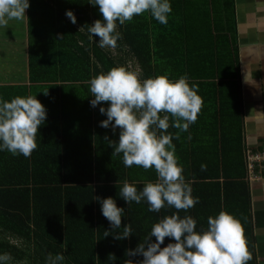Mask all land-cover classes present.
<instances>
[{
    "label": "trees",
    "instance_id": "1",
    "mask_svg": "<svg viewBox=\"0 0 264 264\" xmlns=\"http://www.w3.org/2000/svg\"><path fill=\"white\" fill-rule=\"evenodd\" d=\"M195 1L169 0L172 12L166 25L150 12L123 25L117 21L121 38L114 56L109 48L99 47V37L88 31V25L103 19L93 0H29V80L10 84L0 78V100L36 96L47 109V120L29 158L0 151V255L32 257L34 264H47L49 253L63 254L61 264L139 261L142 256L126 257V250L143 243L161 218L177 213L167 203L152 212L146 200L128 205L118 195V180H127L139 192L158 177L154 168L125 167L122 154L112 156L114 149L103 138L118 141L119 129L113 133L111 127H100L107 116L99 111L109 104L102 102L95 108L90 104L89 80L118 66L135 72L131 60L139 68L141 81L160 75L177 80L186 75L198 89L203 104L187 131L173 127L170 114H160L161 118L169 115L166 134L173 137L182 175L199 201L178 214L192 216L197 231L207 229L210 216L221 211L232 214L244 231L250 257L246 264H256L253 231L264 213H251L236 60L216 41L219 37L204 31L212 26L210 1ZM67 10L77 17L75 24L67 20ZM97 196L112 197L124 208L121 229L115 233L130 224L129 238L116 240L114 233L105 237L106 230H112ZM173 242L166 237L161 247Z\"/></svg>",
    "mask_w": 264,
    "mask_h": 264
},
{
    "label": "clouds",
    "instance_id": "2",
    "mask_svg": "<svg viewBox=\"0 0 264 264\" xmlns=\"http://www.w3.org/2000/svg\"><path fill=\"white\" fill-rule=\"evenodd\" d=\"M91 4L99 7L103 19L88 25V31L91 36L99 37L101 48L116 47L121 38L116 31L117 21L123 25L135 16L150 12L154 19L166 25L168 14L172 12L169 0H93ZM29 7V0H0V26H7L12 20L22 21ZM66 16L73 24L77 22L72 10H67ZM88 83L93 97L91 106L95 108L102 102L109 104L99 108L100 113L107 116L100 127H111L113 133L119 129L118 141L109 140L107 135L103 138L114 149L112 156L122 154L125 167L154 168L158 177L155 182H146L139 192L127 180H118V195L128 205L146 200L152 212H159L165 203L177 209L176 214L155 223L143 243L125 252L126 257L142 256L143 259H126L124 264H246L250 257L244 231L232 214L221 211L215 217H208L207 229L200 231L196 230L197 223L192 216L178 214L179 210L186 211L199 201L193 198L192 188L182 175L173 137L166 134L169 115L161 118L160 114H170L174 118L172 126L181 132L187 131L195 123L203 104L196 86L189 84L186 75L177 80L160 75L141 81L136 72L123 66L100 73ZM46 120L47 109L36 96H16L10 102L0 100V151L29 158L37 148V133ZM157 130H160L159 135ZM201 167L203 170L205 166ZM95 199L111 225L112 231L106 230L105 237L114 233L116 240L129 238L132 235L130 224L124 225L122 232L115 233L116 229H121L124 208L118 207L112 197L97 196ZM166 237L175 242L161 247ZM109 257L115 256L110 254ZM11 259L9 253H4L0 255V264ZM46 259L47 264H61L65 257L49 253Z\"/></svg>",
    "mask_w": 264,
    "mask_h": 264
},
{
    "label": "crops",
    "instance_id": "3",
    "mask_svg": "<svg viewBox=\"0 0 264 264\" xmlns=\"http://www.w3.org/2000/svg\"><path fill=\"white\" fill-rule=\"evenodd\" d=\"M209 1L212 26L204 31L219 37L216 41L236 60L244 147L260 149L264 145V0ZM29 8L22 21L0 26V78L10 84L29 80ZM248 185L252 215L264 213V177ZM259 222L253 231V248L256 264H264V220Z\"/></svg>",
    "mask_w": 264,
    "mask_h": 264
},
{
    "label": "built area",
    "instance_id": "4",
    "mask_svg": "<svg viewBox=\"0 0 264 264\" xmlns=\"http://www.w3.org/2000/svg\"><path fill=\"white\" fill-rule=\"evenodd\" d=\"M246 180L253 182L264 177V145L260 149L244 148Z\"/></svg>",
    "mask_w": 264,
    "mask_h": 264
},
{
    "label": "rangeland",
    "instance_id": "5",
    "mask_svg": "<svg viewBox=\"0 0 264 264\" xmlns=\"http://www.w3.org/2000/svg\"><path fill=\"white\" fill-rule=\"evenodd\" d=\"M107 48H109L110 52H112V54L114 56H117L118 50L116 48H111V47H107ZM118 56H122L123 60H129L126 57V55H124V54H122V55L118 54ZM129 64L131 65L132 69L139 75L140 71H139L138 66L135 63L133 64V61H131V60H130ZM6 79L7 80L11 79V77L8 76ZM11 242H13L14 244L16 243V244L19 245V243H17L14 240H11ZM22 246H24V245H22ZM6 264H34V261H33L32 257L31 258H24V259H22V258H19V259L16 258L15 259L14 257H12V259L7 261Z\"/></svg>",
    "mask_w": 264,
    "mask_h": 264
}]
</instances>
